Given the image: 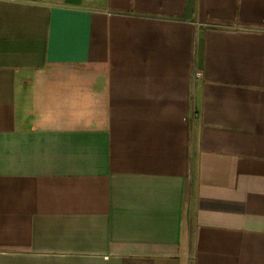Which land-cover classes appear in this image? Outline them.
I'll return each mask as SVG.
<instances>
[{"label":"crops","instance_id":"obj_1","mask_svg":"<svg viewBox=\"0 0 264 264\" xmlns=\"http://www.w3.org/2000/svg\"><path fill=\"white\" fill-rule=\"evenodd\" d=\"M0 264H264V0H0Z\"/></svg>","mask_w":264,"mask_h":264},{"label":"built area","instance_id":"obj_2","mask_svg":"<svg viewBox=\"0 0 264 264\" xmlns=\"http://www.w3.org/2000/svg\"><path fill=\"white\" fill-rule=\"evenodd\" d=\"M201 76V74L200 73H195V78H199Z\"/></svg>","mask_w":264,"mask_h":264}]
</instances>
